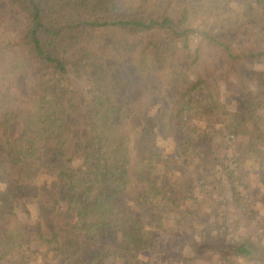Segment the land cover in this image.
<instances>
[{"label":"trees","instance_id":"16d2710c","mask_svg":"<svg viewBox=\"0 0 264 264\" xmlns=\"http://www.w3.org/2000/svg\"><path fill=\"white\" fill-rule=\"evenodd\" d=\"M247 162L264 189V0H0V264L33 246L56 264H264Z\"/></svg>","mask_w":264,"mask_h":264},{"label":"rangeland","instance_id":"374dc122","mask_svg":"<svg viewBox=\"0 0 264 264\" xmlns=\"http://www.w3.org/2000/svg\"><path fill=\"white\" fill-rule=\"evenodd\" d=\"M68 83L70 85L69 87V91H71L72 95L74 96V99L77 102V105L79 106V109L85 113L88 112L90 103L92 102L91 100V83L89 81V78L86 75H76V74H70L68 76ZM86 123H81V127H79L78 129H83L86 130L87 128L85 127ZM24 126L22 121H18L14 124L13 128H12V132L14 134V136H17L22 127ZM79 131V130H78ZM82 132V131H81ZM80 132V133H81ZM223 135V134H222ZM221 136V135H219ZM223 142L225 144H231V142L233 143V141L229 140V137H224L223 138ZM160 146L162 147L161 149L163 150V155L164 157H170V151L173 148V143L171 140H167V141H161L159 142ZM232 146L231 149L227 152V155L229 157V162L232 161V155L234 154L232 152ZM75 159L78 161L79 158L76 156ZM76 162V161H74ZM76 164V163H75ZM257 168L256 164L252 163V162H247L245 165V168H248L251 170L253 168ZM159 170H161V168H159ZM253 174L250 178V183L248 188H246L244 191L242 190V195L244 197L245 201H250L251 205L253 206L252 202H255L257 204L260 203L261 200L264 201V189H263V185H261V182L258 181V179H256L255 177V173L257 172L256 169L252 170ZM246 179V178H245ZM247 180V179H246ZM241 189V187H240ZM244 205V204H243ZM18 212L19 215L22 218H33L34 215V209L33 208H29L28 205H26V208H23L22 206L18 208ZM238 213H240V211H238ZM164 238L166 237V234H163ZM177 243V242H176ZM168 244V242H167ZM32 254H29V252L26 255H30V257H32L31 259V264L32 262H34V264H42L43 262H46L48 264H56L57 260H55L54 258V252H52V250L50 251H46L45 247H41V246H33L31 248ZM172 252H177L178 251V247L177 245H174L172 247ZM187 256H192V254L187 250L184 253ZM32 255V256H31ZM166 255V254H165ZM148 258V259H147ZM111 258H109L107 260V263L110 261ZM138 261H144L146 262V264H221V262L216 258V256L208 259V260H203V261H199V260H195V259H190L187 260L186 262L180 259H178V257L174 256L172 253H169V255H162L161 258L160 256H158V253H152L149 255V257H147L144 253L139 254L138 257L136 258ZM232 264H258L255 261H250V260H246V259H241V258H234L233 263Z\"/></svg>","mask_w":264,"mask_h":264}]
</instances>
